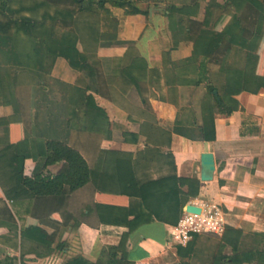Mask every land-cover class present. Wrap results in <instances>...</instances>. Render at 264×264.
<instances>
[{"label":"trees","instance_id":"1","mask_svg":"<svg viewBox=\"0 0 264 264\" xmlns=\"http://www.w3.org/2000/svg\"><path fill=\"white\" fill-rule=\"evenodd\" d=\"M30 2L32 6H29ZM139 4L153 7L167 5L163 15L168 22L167 31L172 46L161 54L159 67H150L146 57L140 53L137 42L119 39L121 21L113 15L110 6L121 10H124V5L133 6L131 9L134 11L125 12L126 15L149 17L150 12L139 11ZM15 5L19 9L14 8ZM233 9L235 11L231 12ZM200 10V0H0V100L3 105H9L10 96L13 98L14 92L20 87H27L21 79L25 73H32L42 79L47 71L44 67L46 63H49L51 70L58 59H63L74 71L81 73L90 61L78 49V45L86 38L99 49L126 48L121 58H97L95 71L100 96L108 97L105 94L108 87L113 91L120 87V92H125L127 97L121 99L120 95L110 96L111 101L119 102L129 111L130 120L135 117L136 121L142 122L140 135L127 134L132 143H137L140 137L146 139L148 150L138 155L135 165L152 160L154 153L162 154L164 149H168V160L173 161L169 151L174 135L191 141H214L215 117H229L239 111V95H257L264 91V76L257 73L264 37V0H225L223 4L218 0H209L204 20L200 22L201 30L196 31L191 23L199 17ZM40 11L44 12L42 16L39 15ZM214 11L219 17L227 15L231 18L221 31L212 28ZM59 29L65 31L61 36L57 33ZM19 35L32 41L33 49L26 56L20 54L14 44V38ZM187 45H191V55L174 60L172 54ZM31 66L34 68L31 69ZM39 85H42L43 90L46 89L43 83ZM146 87L150 90L151 98L176 107L177 118L171 131L159 128L157 116L148 109L150 104L145 96ZM80 93V109L85 114L88 109L97 112L100 119L108 122L105 111L96 105L93 96H89L85 90ZM36 101L41 102V98ZM78 114L77 111H71V115ZM39 117L38 109L36 128L26 136L32 140V146L29 141H23L8 145L2 152L3 156H12L11 161L5 164L12 172L11 190L5 188L9 198L13 193L17 198L62 199L91 182L93 173L87 161L67 141L58 138L57 129L60 125L54 119L55 116L52 118L49 115L50 138L44 137L43 146H38L36 138L41 137L40 131H36L40 125ZM104 153L109 159L106 169L111 170L107 174L112 181L116 178V161L121 159L122 154L113 151ZM28 159L36 162L32 178L24 175ZM56 165H62V168L57 175H53L49 168ZM171 167V174L175 176V165ZM175 180L185 191L174 189L171 191L172 197L157 200L161 208L151 211L150 220L155 218L175 227L184 215V208L191 200L198 198V180ZM0 184L4 188L1 179ZM149 201L146 197L142 199L146 206ZM97 208L103 224L133 228L134 223L129 222V218L134 215V209L107 205H98ZM146 215L140 213L135 216V220ZM199 237L195 235L186 247L179 246L178 257L191 259ZM221 238L233 248V255H223L221 248L213 264L253 263L257 262L259 253L264 252V234L244 237L242 232L227 227ZM244 238L247 239L246 244ZM127 245L128 234H125L117 248L107 250L108 264H133L127 258ZM69 264L89 263L76 259Z\"/></svg>","mask_w":264,"mask_h":264},{"label":"crops","instance_id":"2","mask_svg":"<svg viewBox=\"0 0 264 264\" xmlns=\"http://www.w3.org/2000/svg\"><path fill=\"white\" fill-rule=\"evenodd\" d=\"M120 10L116 17H120ZM123 15L120 17L123 19L120 38L137 41L145 32L144 16ZM156 33L159 34L158 29ZM184 48L185 51L182 48L177 51L185 52L179 59L191 55L192 48ZM150 56L153 61V65L149 62L150 67H159L161 55L152 50ZM120 96L121 99L127 97L125 92ZM38 98L41 102L36 101ZM10 100L9 105H3L0 100V179L5 185L3 188L0 184V264H69L76 259L89 264H99V261L108 264L107 250L117 248L125 234H128L127 258L133 264H213L221 248L223 255H233V248L226 245L223 238L204 234L198 238L192 258L183 260L178 257V247L171 240L174 227L155 218L150 220L151 211L161 208L157 200L172 197L174 189L185 191L176 178L200 182L198 198L188 205L203 211L219 209L227 227L242 232L244 237L264 234V91L257 95H239V111L229 117L217 115L214 141H191L174 135L169 151L173 161L168 160V149H164V153H154L152 160L138 161V165H135L138 155L148 150L146 139L140 137L137 143H132L127 134L140 135L142 122L130 120L129 111L118 103L98 102L108 120L105 135L86 130L88 137H75L71 145L70 140L58 132V138L78 150L93 173L89 184L62 199L17 198L13 193L11 198L7 196L5 188L11 190L12 172L5 164L12 156H3L2 152L8 145L23 141H29L32 146V140L26 136L36 128L38 109L40 125L36 131H40L41 137L36 138V142L42 147L44 137L50 138L46 92H40L33 103L32 93L17 90ZM150 104H155L153 111L159 128L171 131L177 118L176 107L155 99H150ZM110 151L122 154L116 161V178L112 181L107 174L111 170L106 169L109 159L104 153ZM204 154H213L216 161L214 179L208 183L201 181ZM173 164L175 176L171 174ZM35 168L34 160H26L25 177L32 178ZM61 168L62 165H56L49 171L57 175ZM144 197L150 199L148 206L142 202ZM98 205L134 209V215L129 218V222L134 223L133 228L103 224ZM140 213H146L147 217L135 220ZM246 241L244 238L245 244ZM247 264H264V252L259 253L257 262Z\"/></svg>","mask_w":264,"mask_h":264},{"label":"rangeland","instance_id":"3","mask_svg":"<svg viewBox=\"0 0 264 264\" xmlns=\"http://www.w3.org/2000/svg\"><path fill=\"white\" fill-rule=\"evenodd\" d=\"M190 1H196V0H190ZM35 2V1H34ZM209 0L205 2H201V10L199 13V17L196 20H193L191 23V27L193 29L201 30L200 22L204 20L205 17V9L207 7V3ZM220 4H223L225 0H218ZM33 3L30 2L29 6H32ZM26 6V5H25ZM28 6V5H27ZM165 4H161L158 7H153L148 4H139L138 9L141 12H150L151 16L145 18V32L144 34L137 39V47L139 48V51L142 55L146 56L148 59L147 62L152 63L153 61L151 60L152 55V50L154 51V54L156 55H161L163 52H167L171 46L172 42L170 40L168 31H167V19L163 15V11L166 9ZM123 7L124 10H120V17L124 16L123 14L129 13L134 11L133 6L130 8L127 5H124ZM14 8L19 9L18 5H15ZM111 11L114 16H117L116 13H118L119 9L110 6ZM235 9H233L234 12ZM52 12V11H51ZM44 14L43 11L39 12V15L42 16ZM38 15V17H40ZM126 15V14H125ZM129 15V14H127ZM217 12L214 11L213 15V23H212V28L216 31H221L224 27L228 25L230 22L231 18L230 16L224 15V16H217ZM29 16V14H28ZM119 16V15H118ZM130 16H135V15H130ZM120 17H117L121 21V25L123 24V19ZM217 19V20H216ZM94 22L96 20H93ZM50 24V22L48 23ZM99 24V23H97ZM134 25L133 27H135ZM159 30V34L157 35L156 30ZM123 31V28L120 26V32ZM65 31L62 29L57 30V33L59 36L64 34ZM157 37V38H156ZM156 38V39H155ZM119 39L120 38L119 35ZM126 41V40H122ZM134 41V40H133ZM131 41V42H133ZM14 44L17 46L18 52L22 54L23 56L29 54L32 49V41L28 39L24 35H19L14 38ZM260 46V51H259V56H260V61L257 69V73L259 75H264V37L261 42ZM188 48H191V45H187ZM149 47L152 49L150 51ZM262 47V48H261ZM155 48V49H154ZM79 52L81 54H84L89 58V63L85 67V69L79 73L74 71L68 63L63 60V59H58L56 61L55 66L50 70L49 68V63L45 64V69L47 71L46 74H43V78L39 79L36 76H34L32 73H25L22 76V80L25 82L24 85L27 87H20L18 89V92L24 93L27 91L29 94L32 93V96L34 97L35 102V97L40 95V92L42 89V85H39V83H43L46 87L44 91V94L46 92L47 96H49V103L47 100L46 106L51 108V113L49 114L50 117L55 116V120H58V124L60 125V130L59 135L62 137H67L68 140H70V144H74L75 142V137H84L88 133H101L105 135V124L106 121L102 120L99 118V114L97 112H92L90 109L86 110V114L84 110L80 109V91H87L89 96H93L95 103L97 106H99V103H107L111 101L110 96H116L120 95L121 88H117L119 90L107 88L105 91V94L108 96L107 98L101 97L99 93V86H98V75L95 71L96 68V61L97 58L100 59H113V58H121L124 56L126 52V48H103L99 49L97 45L92 43L88 38H86L81 44L78 45ZM184 51L185 48L183 47ZM185 52H174L172 54L173 59L179 60V56ZM25 60V59H24ZM160 66V65H159ZM31 69L34 67L31 66ZM49 70V71H48ZM49 72V73H48ZM48 73V74H47ZM43 81V82H41ZM107 86V85H106ZM145 93L146 97L149 99V104H150V99H153L150 97V90L148 87L145 88ZM165 92V90H164ZM42 93V92H41ZM120 101V100H119ZM120 103L118 102V105ZM125 104V103H124ZM121 105V104H120ZM151 112L154 113L153 108H155V104L151 106L149 105ZM35 108V107H34ZM71 111H77L79 113L78 115H71ZM54 115V116H53ZM133 120L136 121L135 117H133ZM58 130V129H57ZM87 130V132H86ZM92 131V132H90ZM87 133V134H86ZM83 134V135H82ZM90 136V135H89ZM96 136V135H95Z\"/></svg>","mask_w":264,"mask_h":264},{"label":"built area","instance_id":"4","mask_svg":"<svg viewBox=\"0 0 264 264\" xmlns=\"http://www.w3.org/2000/svg\"><path fill=\"white\" fill-rule=\"evenodd\" d=\"M202 210V209H201ZM227 228L224 214L217 208L203 211L200 215L187 213L184 215L171 233V240L176 247H186L193 241L195 235H216L222 237Z\"/></svg>","mask_w":264,"mask_h":264},{"label":"water","instance_id":"5","mask_svg":"<svg viewBox=\"0 0 264 264\" xmlns=\"http://www.w3.org/2000/svg\"><path fill=\"white\" fill-rule=\"evenodd\" d=\"M216 172V161L213 154H204L201 157V181L208 183L213 181ZM187 213L200 215L202 213L201 208L194 205H187Z\"/></svg>","mask_w":264,"mask_h":264}]
</instances>
